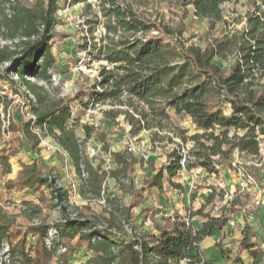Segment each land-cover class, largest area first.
<instances>
[{
    "label": "trees",
    "instance_id": "trees-1",
    "mask_svg": "<svg viewBox=\"0 0 264 264\" xmlns=\"http://www.w3.org/2000/svg\"><path fill=\"white\" fill-rule=\"evenodd\" d=\"M184 1L186 6L191 5L193 12L185 10L183 18L207 19L212 31L217 23L226 22L223 5L230 0ZM61 2L35 0L29 6L22 0H0V36L14 41L13 45L0 46V64H10L0 72V81L12 94L21 97L15 105V111L21 114L20 125L11 114L5 117L0 114V135H10L8 144L0 150V166L6 175L11 174V159L29 147L31 163L25 164L15 179L7 178L4 183L9 191L38 194L39 203L26 207L29 219L39 216L43 205H47V189L52 199L58 200L50 205L52 208L70 200L67 190L54 188L53 181L58 179L56 169L43 163L39 147L44 136H52L80 170L81 142L69 127L76 98L89 95L96 103L112 100L121 104L126 98L141 115L140 119L131 115L137 131L151 124L162 125L163 121L170 120L168 110L174 109L178 114L190 116L200 132L189 137L194 146L187 154L174 149L168 162L146 179L143 187L132 188L127 215L118 210V216L111 214L105 219L104 228L93 225L83 213L80 219L70 218L67 207H61L62 222L49 224L43 219L26 228L1 215L0 249L3 243L9 245L14 264H71L70 256L80 248L96 254L89 264H178L182 261L212 264L200 245L213 231L224 228L229 220L227 212L236 218L244 215V206L238 198L222 206L219 216L204 214L207 219L200 229L182 217L170 216L157 228V234L138 233L132 227L129 235L121 219L130 223L134 219L131 211L141 204L146 192L163 189L167 177L173 186L182 187L173 178L183 168L200 166L209 172H219L220 166L237 169L233 159L235 149L247 155L260 153L259 136L264 135V0H251L253 10L247 13L241 29L216 36L212 33L205 47L185 43L184 23L171 26L144 17L131 4L102 0L105 34L98 56L107 64L102 67L101 79L87 89H80L76 98L60 97L49 89L54 84L52 50ZM29 77L44 81L48 87ZM0 103L5 104L8 112L14 101L0 94ZM84 128L91 136L94 129L88 125ZM231 129L244 134L231 135ZM109 147L106 143L105 148L110 150ZM113 157L116 168L110 176L117 181L129 177L137 160L127 151L115 152ZM242 168L255 183L264 181V172L254 165L246 164ZM94 176L88 187L101 197L107 175ZM196 214L203 211L191 213L190 217ZM250 214L252 220L247 219L244 225L234 264H264V203ZM52 227L57 230L59 241L68 247L67 253L57 255L56 249L46 248L44 237ZM31 237L35 240L29 241ZM94 237L100 239L93 241ZM245 251L251 263L242 258Z\"/></svg>",
    "mask_w": 264,
    "mask_h": 264
},
{
    "label": "rangeland",
    "instance_id": "rangeland-1",
    "mask_svg": "<svg viewBox=\"0 0 264 264\" xmlns=\"http://www.w3.org/2000/svg\"><path fill=\"white\" fill-rule=\"evenodd\" d=\"M22 1L29 6L35 3V0ZM101 1L81 0L74 3L71 0H62L52 50L55 59L51 69L54 84L49 89L53 94L76 98L80 89H87L101 79L102 67L107 64L105 59L98 56V48L105 34ZM117 1L131 4L138 13L151 20L163 21L171 26L184 23L185 43L200 47L206 46L212 33L216 36L241 29L245 25L247 13L253 10L251 0H230L223 5L226 22L217 23L212 31L209 30L210 22L207 19L193 16L183 18L185 10L193 12L191 5L186 6L184 0ZM13 43L14 41L0 36V46ZM9 65L8 62L0 64V72ZM29 79L47 86L44 81L33 77ZM0 94L8 95L14 101L8 112L5 104L0 103V114L3 117L11 114L20 125L21 114L15 111V105L21 101V97L12 94L2 81ZM124 100V104L112 100L96 103L90 100L89 95H82L73 102V118L69 127L75 130L81 142L82 164L89 173L86 181L76 170L75 160L52 136H44L42 139L39 155L44 164L56 169L55 173L61 186L70 193L69 203H62L61 207H67V214L74 219H80V213H83L93 225L104 226L105 219L110 218L111 214L119 215L118 210L122 211V215H127L126 209L131 202L132 188L143 187L146 179L168 162L169 154L174 149L187 154L194 146V141L189 137L200 132L190 116L178 114L174 109L168 110L170 120L163 121L162 125L151 124L150 127L145 126L137 131L131 115L138 119L141 115L126 98ZM139 109L142 110V104ZM84 125L94 129L91 136L87 135ZM230 134L243 135L244 131L231 129ZM185 137L189 139L186 140ZM9 138L7 133L0 135V150L8 144ZM259 141L258 155H247L235 149L233 159L237 169L220 166L219 172H209L200 166L183 168L180 176L174 181L182 185L180 188L173 186L167 177L163 189L154 188L147 191L141 204L131 211L134 219L130 220V225L138 233L157 234V228L163 226L165 220L172 216L182 217L196 229H200L207 219L204 214L219 216L223 211L222 206L238 198L240 205L244 206V215L236 218L227 212L229 220L224 228L213 231L200 245L207 260L212 264H234L244 225L247 219L252 220L250 212H254L259 205L258 201L264 199V181L255 183L242 168L246 164L254 165L264 172V135L259 136ZM106 143L109 144L110 150L105 148ZM119 151H127L137 160L132 174L121 181L109 174L116 168L113 153ZM31 157L32 153L26 146L13 158L15 178L21 170L18 168L22 161L31 160ZM95 174L107 175L103 180L104 193L101 197L88 187L89 183L94 181ZM9 177L0 166V216H8L22 228L43 219L49 224L63 221L61 207L50 206L58 201L52 199L48 189L45 190L47 205H43L42 213L32 220L29 219L26 207L39 203L40 200L36 198L38 194L30 191H22L19 194L7 190L4 183ZM198 210H202L203 214L190 217L191 213ZM31 240L32 238L29 241ZM262 246L264 248V242ZM77 254V260L73 264H89L90 258L86 250ZM192 254L196 255V252ZM241 255L246 263L252 262L246 251ZM178 264H186V261Z\"/></svg>",
    "mask_w": 264,
    "mask_h": 264
},
{
    "label": "built area",
    "instance_id": "built-area-1",
    "mask_svg": "<svg viewBox=\"0 0 264 264\" xmlns=\"http://www.w3.org/2000/svg\"><path fill=\"white\" fill-rule=\"evenodd\" d=\"M6 125H7V122H5L4 127ZM182 163L183 164L185 163V158L183 159ZM80 176L85 181L89 178V173L87 171V168L82 163L80 164ZM53 183H54L55 189H63V187L61 186V183H60V179H55L53 181ZM73 190H75V185L73 186ZM261 203L262 204L264 203V199H262L261 201H258V204H261ZM70 218H72V217H70ZM72 219H74V218H72ZM81 219H84V218H81ZM40 222L41 221H39V222L35 221L36 224H39ZM121 224L124 228V231L130 235L132 233V226L130 225V223L128 221H126L124 218H122ZM106 226H107V222L104 226L98 225L99 228H104ZM114 230H115V228H114ZM96 239H100V238L94 237L93 241H95ZM44 244L48 250L56 249L57 255L65 254L68 251V247L59 241L58 232L54 227L50 228L48 233L45 235ZM0 264H14L12 257H11V254H10V247L7 243H3V246L0 249Z\"/></svg>",
    "mask_w": 264,
    "mask_h": 264
},
{
    "label": "crops",
    "instance_id": "crops-1",
    "mask_svg": "<svg viewBox=\"0 0 264 264\" xmlns=\"http://www.w3.org/2000/svg\"><path fill=\"white\" fill-rule=\"evenodd\" d=\"M13 158L11 159V163H12V167H13V171H12V173L11 174H9L10 175V177L9 178H11V179H14L15 177V175H14V173H15V170H14V164H13ZM31 163V160H28V161H22V164L20 165V167L18 168V170L19 169H22V167L25 165V164H30ZM75 164H76V166H78V164H77V162L75 161ZM76 170L79 172V175H80V170L78 169V167H76ZM18 174V173H17ZM180 174H181V171H180V173H179V175L178 176H176L175 178H173V181H175L176 180V178H178L179 176H180ZM81 177V176H80ZM15 193H19V194H21L22 193V191H14ZM70 194V193H69ZM16 196H18V194H16ZM36 198H38V195H37V197ZM39 199V198H38ZM32 238V241H34L35 240V238H33V237H31ZM81 250H86L85 248H80L79 250H77V251H75L74 253H72V255L70 256V258H69V260H70V263L71 264H73V263H75V261L77 260V253H80L81 252ZM86 252H87V254L89 255V257L88 258H93V257H95L96 256V254L93 252V251H90V250H86Z\"/></svg>",
    "mask_w": 264,
    "mask_h": 264
}]
</instances>
